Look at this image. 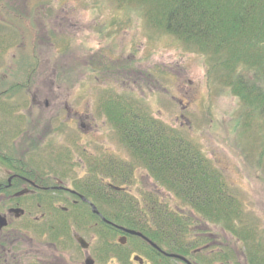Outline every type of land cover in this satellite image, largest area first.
Here are the masks:
<instances>
[{
  "label": "rangeland",
  "instance_id": "1",
  "mask_svg": "<svg viewBox=\"0 0 264 264\" xmlns=\"http://www.w3.org/2000/svg\"><path fill=\"white\" fill-rule=\"evenodd\" d=\"M28 19L27 33L22 22ZM147 20L142 8L134 5L120 7L115 0H0V42L7 41L6 32L11 31L14 36L12 43H5L9 46L7 57L14 55V72H9L12 84L26 87L25 91L55 85L58 90L50 94L46 92V99L57 101L58 105H65L68 109L74 108L83 116L88 114L94 118L92 127H96L93 134L85 136L76 124L62 126L52 137L54 139H49L51 146L38 150L43 159L39 156L26 158L30 162L32 157L44 160L60 167L61 172L71 176L70 179L77 180H83L89 174L94 177L102 175V169L92 168L99 159L94 155L100 154L97 150L101 149L110 150V160L115 164L124 161L131 167L141 166L119 140L113 122H120V117L112 115L115 116L112 121L109 113L101 111L102 101L107 96L136 100L142 116L159 121L166 130H176L223 179L228 190L238 199L242 214L235 226L240 234L247 233V241L243 242L240 235L229 233L223 225H202L200 216L192 214L191 207L174 197L169 186L155 181L149 174L155 187L144 182L132 183L131 189L136 187L133 194L140 201L139 196L152 195L147 202L156 210H162L164 215H169L170 209L181 210L183 217H189L190 213L196 217L197 220L187 223L188 233L184 239L185 245L191 247L190 262L244 264L245 259L249 260L258 251L253 260V264H258L260 252L264 253V120L253 114L247 115L246 106L231 95L229 87L224 86L228 69L217 68L209 74L214 65H211L212 58L207 57L212 55H203L193 45L181 44ZM54 22H61L60 34L56 38L51 28ZM43 28L50 30L51 40L47 41L48 35L40 33ZM39 41L46 44L39 45ZM21 44L23 48L19 46ZM237 65L236 71L241 70L243 66ZM89 68L94 73L88 72ZM43 69L49 72H41ZM103 70L110 71L108 77L96 73ZM242 73L245 72H234V75ZM96 76L100 82L104 78L105 83L99 84ZM150 83L151 87L147 89ZM22 89L14 93V117L21 116V113L25 117L49 115L44 108L33 107L29 102L30 93L21 92ZM149 89H153L152 94L148 93ZM121 101L115 100L116 103ZM21 102L25 104L21 105ZM104 115L109 116V120ZM58 116L61 117L59 124H62L65 110L62 109ZM55 153L56 156L51 157ZM118 170L116 168L117 174ZM146 174L141 167L137 177L146 181L143 178ZM70 185L77 191L73 183ZM73 230L82 235L75 227ZM89 230L84 232L83 239L91 243L93 251L101 250V255L104 254L100 263L95 261V264H128V255L132 252L142 256L145 263L155 264L135 245L130 246L131 243L125 245L123 251L113 240L107 242L94 226V221ZM91 248L88 256L94 259ZM116 249L123 254L115 253ZM57 256L70 264H83L85 259L82 252L70 245L60 247ZM261 260L264 261V257Z\"/></svg>",
  "mask_w": 264,
  "mask_h": 264
},
{
  "label": "trees",
  "instance_id": "2",
  "mask_svg": "<svg viewBox=\"0 0 264 264\" xmlns=\"http://www.w3.org/2000/svg\"><path fill=\"white\" fill-rule=\"evenodd\" d=\"M115 1L120 7L134 5L142 8L148 23L163 29L181 44L193 45L203 55H212L207 57L212 58L211 65H214L209 74L217 68L228 69L224 86L229 87L231 95L246 106L247 115L253 114L264 120V0ZM237 64L243 66L241 70L236 71ZM241 71L245 73L234 75V72ZM111 109L120 117L116 126L124 142L137 151L155 181L169 186L174 197L191 206L200 216L202 225H223L229 233L240 235L243 242L247 241V233L240 234L235 226L242 214L238 199L190 141L176 130H166L160 122L140 117L137 109L128 106ZM145 205L153 217L149 223L140 225L136 220L120 219L117 222L141 232L171 254L187 256L184 243L187 223L196 217H183L181 210L170 209L169 215H164L152 204ZM112 207L119 211L129 207L132 211L136 209L134 203L124 202L122 198ZM257 252L245 262L253 264ZM260 254L263 259L264 253ZM149 259L169 261L158 255ZM261 259L258 264H264Z\"/></svg>",
  "mask_w": 264,
  "mask_h": 264
},
{
  "label": "flooded vegetation",
  "instance_id": "3",
  "mask_svg": "<svg viewBox=\"0 0 264 264\" xmlns=\"http://www.w3.org/2000/svg\"><path fill=\"white\" fill-rule=\"evenodd\" d=\"M22 24L23 27H29V19ZM44 24L48 25L47 22H43ZM60 26L61 22H54L52 25L54 38L59 36ZM49 31L46 28L40 31V33L48 35L47 41L51 40ZM5 35L7 41L0 42V226L3 224L0 227V264H70L57 256L60 247L68 248L69 245L74 250L82 252L86 259L91 243L87 242L89 246L87 245L86 249H81L77 240L83 239L84 232L90 231L89 228L92 229L93 218L99 220L94 226L106 234L109 229L101 228L99 224L102 223L109 228L103 223L104 220L126 217L123 214L112 215L108 212L100 213L99 216L93 213L92 207L98 203H108L110 197L116 194L123 193L126 196H133L130 185L132 183L138 185L144 182L145 185L155 186L147 174L143 177L146 178V181L137 177L141 166L131 167L124 164L122 160V163L115 164L113 160H110L111 153L107 148L97 150L100 154L94 155L99 159L92 168L102 169V175L94 177L89 174L84 176L83 180L70 179L71 176L61 172L60 167L47 164L44 160H39L36 157H32L33 161L31 160V162L27 160L28 156H39L43 159V155H40L38 150H44L47 145L51 146L52 143L49 139H54L52 137L59 133L62 126L76 124L82 135L85 136L93 134L92 131L96 127H92L91 120L94 118H90L88 114L83 116L74 108L68 109L65 105H58L57 101L52 102L46 99V92L50 94L58 90L55 85H43L41 86L43 89L35 88L34 91H25L26 87L12 84L9 72H14L12 61L14 55H11V58L7 57L9 54L7 44L12 43L14 38L11 31L6 32ZM45 44L46 42L43 44L39 41V45L44 46ZM20 46L22 47L23 44ZM45 53L47 55V52ZM53 70L55 71L56 68ZM41 72L49 71L43 69ZM109 72L104 70L97 73L103 74L106 78ZM146 87L147 89L151 87V83ZM18 88H23L21 92L30 93L29 102L33 107L39 110L44 108V112L47 111L49 115L25 117L21 113V116L14 117V93L20 92ZM140 93L143 94L144 91ZM148 93L152 94L153 89H149ZM110 103H114V101ZM42 105L43 107H41ZM62 109L65 110L66 117L64 122L59 124L58 120H61V117L58 115ZM104 117L107 119L105 115ZM54 156L56 153L51 155V157ZM57 160L58 158L55 161ZM136 167H138L137 170ZM116 168L120 169L118 174ZM71 183L75 185L77 191L69 187ZM112 187L120 189L119 192ZM93 190H96V193H93ZM139 215L140 213L137 217ZM73 227L82 235L74 232ZM115 230L119 232V230ZM149 248L151 247L149 246ZM116 250L115 253L123 254L119 249ZM90 252L95 253L93 261L100 263L99 260L104 257V254L101 255L102 251L97 249L93 251L91 248ZM154 252L163 258L166 257L156 250ZM135 256L139 255L130 254L128 264H138L133 261ZM175 262L176 264H185L181 261ZM192 264L197 263L192 262Z\"/></svg>",
  "mask_w": 264,
  "mask_h": 264
},
{
  "label": "water",
  "instance_id": "4",
  "mask_svg": "<svg viewBox=\"0 0 264 264\" xmlns=\"http://www.w3.org/2000/svg\"><path fill=\"white\" fill-rule=\"evenodd\" d=\"M3 224H1V226H2ZM0 226V227H1ZM124 232H126L127 234H129V235H138V234H135V233H133V232H130V231H124ZM140 236V235H139ZM78 242H79V244H81L82 246H83V242L80 240V239H78ZM84 247V246H83ZM173 257H175V258H177L176 256H173ZM178 259H180V260H184V259H182V258H178ZM135 261H138V262H141V260L139 261L138 259H134ZM86 264H92L91 263V261H86Z\"/></svg>",
  "mask_w": 264,
  "mask_h": 264
}]
</instances>
